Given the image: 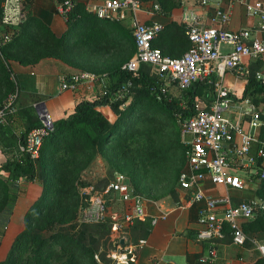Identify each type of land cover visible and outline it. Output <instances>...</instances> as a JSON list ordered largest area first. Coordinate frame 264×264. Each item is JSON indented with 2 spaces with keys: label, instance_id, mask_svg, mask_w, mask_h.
Listing matches in <instances>:
<instances>
[{
  "label": "trees",
  "instance_id": "1",
  "mask_svg": "<svg viewBox=\"0 0 264 264\" xmlns=\"http://www.w3.org/2000/svg\"><path fill=\"white\" fill-rule=\"evenodd\" d=\"M3 1L0 0V21ZM161 4V12L174 6L173 2L168 4L166 0H162ZM63 18L66 29L59 36L29 11L17 25L8 26L13 31L12 36L2 47L0 55V82L7 92L13 91L15 74L21 69L32 70L38 66L41 69L51 65V59L74 65L70 56L75 48L85 52L100 50L108 54L121 50L128 53L103 75L106 95H99L91 101L80 100L73 113L53 121V130L43 138L36 159L19 149L25 143L27 133L40 125L32 107L18 109L10 125L0 126V150L6 157L0 164L1 232L7 227L20 194L19 181H37L41 187L40 195L24 214L23 229L14 237L0 264H112L108 253L116 248L115 241L119 242L125 236L128 240L121 245H136L139 240L146 239L152 229V219L146 216L136 218L123 228L116 224L122 220L123 211L116 218L107 213L102 222L75 220L77 206L81 202L79 188L87 185L80 182L77 173H74L76 161L80 156L84 160L81 169L94 154L104 156L110 151L111 160L127 162L125 156L131 151L129 141L138 132L139 123L151 121L157 114L165 115L176 123L178 115L181 118L193 115L197 102H204V108L208 109L214 96V81L207 79L186 88L177 86V93H171L167 88V93L158 100L160 83L151 65L142 63L136 72L121 68L135 52L131 28L124 27L115 18L98 17L77 3ZM155 38L157 43L153 44ZM155 38L152 46L171 57L180 56L171 54L172 50H187L190 45L185 24L177 21L170 22ZM128 81L129 88L117 93ZM231 98L236 101L250 99L260 113L262 123L257 131V140L251 147V153L255 154L264 143V113L258 109L264 104V81L256 78L255 67L249 70L241 97L231 95ZM104 105L109 106L113 119H109L100 109ZM17 116L21 119L19 122ZM84 157H87L86 160ZM263 160L257 159V165L261 166ZM179 172L176 171L173 185L168 191V196L177 203ZM102 182L104 185L108 183L107 180ZM132 186L138 191L136 183ZM257 195L264 197V178L260 180ZM89 198V195H83L84 205H88ZM263 230L264 211L243 226L246 237L248 232ZM225 235L231 236L228 229ZM139 251V247L133 249L128 255L127 264H135Z\"/></svg>",
  "mask_w": 264,
  "mask_h": 264
},
{
  "label": "built area",
  "instance_id": "2",
  "mask_svg": "<svg viewBox=\"0 0 264 264\" xmlns=\"http://www.w3.org/2000/svg\"><path fill=\"white\" fill-rule=\"evenodd\" d=\"M198 6H206L216 0H192ZM245 6L247 12L259 18V28L264 31V2L250 3L247 0H232ZM75 2L64 0L60 3L57 12L63 17L72 9ZM141 9V0H103L101 4L89 11L98 17L115 18V15L129 11L131 29L135 42V53L124 62L122 69L136 72L142 63L152 66L155 76L160 83V92L157 99L168 91V84L173 83L180 88L189 87L197 81L209 79L213 74L222 75L226 70H235L246 76L249 68L246 59H257L264 56V38H252L251 30L240 29L231 31L224 28L229 22L226 10L216 7L210 17L213 23L208 25L200 15H189L185 19V34L190 43L188 49L178 57H171L153 47L151 42L162 29L160 23L140 22L134 15ZM160 10L158 4L153 5V11ZM10 40V36L0 33V55L2 47ZM228 49H226V48ZM103 76L93 71H78L70 76L61 77V89L75 90L84 86L87 90L93 89L95 83ZM258 80L264 81V74L256 73ZM130 81L123 84L117 93L126 91ZM18 87L15 86L0 103V126L10 125L17 113ZM100 95H106L102 86ZM99 96V95H98ZM231 103L229 90L221 83H214V96L208 109L202 102L195 105L196 112L181 118L178 115V124L186 146V168L179 172L178 187L190 192L191 202H202L197 209V225L195 239L206 243L207 253L203 260L213 264L217 258V241L225 237L226 229L230 231L232 243L244 245L247 237L242 230L241 221L252 220L264 211V200L247 199L234 203L228 195L214 197L207 195L200 188L205 179L214 184L222 183L231 187H241L242 179L228 170L239 166H258L257 159H264V143L251 153V147L257 140V131L262 121L259 111L254 108L247 112L250 116L249 129L243 130L240 120L229 119L225 111ZM40 125L31 129L25 143L19 146L21 151L27 152L32 159L38 157L43 138L53 130V119L46 109L39 110ZM238 135L240 140L233 148V138ZM257 176L264 178V167L259 166ZM84 194L90 196L88 205L83 210L84 222H102L107 217L105 199L95 192L94 185L84 188ZM117 194L116 198L125 206L122 220L117 226L123 228L132 224L136 218L146 214L144 198L135 191L121 174L117 173L106 184L103 194ZM155 221L153 220L152 223ZM121 238H125L122 236ZM125 240V239H124ZM125 243V242H124ZM145 244V239L135 244H118L108 253L112 264H127L128 255L135 247ZM257 248L264 254V244L256 243Z\"/></svg>",
  "mask_w": 264,
  "mask_h": 264
},
{
  "label": "crops",
  "instance_id": "3",
  "mask_svg": "<svg viewBox=\"0 0 264 264\" xmlns=\"http://www.w3.org/2000/svg\"><path fill=\"white\" fill-rule=\"evenodd\" d=\"M75 4H82L88 11L103 0H73ZM162 0H141V9L135 13V17L147 24L156 22L162 25L163 30L170 22L177 21L185 24L187 16L200 15L206 24H213L210 21L213 11L216 7L226 10L229 14V22L224 28L231 31L240 29L251 30L252 38L263 39L264 31L259 28V18L247 12L245 6L232 0H216L206 6H198L192 0H166L168 4L174 3V6L164 12L153 11V5L161 6ZM250 3L264 0H247ZM62 0H4L1 4L2 19L0 28L15 26L21 22L26 12L41 20L49 26L53 33L59 36L65 29V21L57 9ZM131 13L125 11L115 15V20L119 21L124 27L131 28ZM160 30V31H161ZM157 43V38L154 43ZM160 44V43H158ZM188 45V42H187ZM226 48V47H225ZM228 49V48H226ZM186 48H176L171 51L174 56L181 55ZM134 54V53H133ZM133 56V55H132ZM131 56V57H132ZM130 59V58H129ZM51 65L37 69H21V72L15 74V82L18 87L17 110L25 107H32L38 117L39 110L46 109L51 115L53 121L60 118H66L73 113L75 105L80 100L91 101L100 95L102 86L104 87V78H99L93 89L87 90L84 86H79L75 90L61 89V77L70 76L75 73L72 68L64 63L50 60ZM246 63L250 70L255 67L256 73L264 74V56L257 59H246ZM85 71V70H83ZM87 71V70H86ZM78 72V71H77ZM212 77V78H211ZM209 79L214 83H221L229 93L236 98H240L246 85L247 75L242 76L235 70L226 69L222 75L213 74ZM3 95L1 96V98ZM204 104V102H202ZM255 109L250 99L234 100L231 98L229 108L225 111V115L232 120H240L243 130L249 129L250 116L247 112ZM102 112L109 118L113 119V114L108 105L100 108ZM264 113V104L258 108ZM258 111V110H257ZM19 116V115H18ZM17 116V120H21ZM18 127H21L18 125ZM240 138L235 135L231 145L236 146ZM233 147V148H234ZM1 151V150H0ZM1 162L5 160V156L1 151ZM0 162V164H1ZM258 166H239L232 167L228 171L231 174L238 175L243 184L241 187H231L222 183L214 184L209 179H205L200 188L205 194L214 197L228 195L234 203L247 199H262L258 196L257 191L260 187V178L257 176ZM264 167V160L261 164ZM186 168V167H185ZM231 171V172H230ZM22 184V185H21ZM29 184L28 192L23 191L17 197L13 212L8 225L12 224L11 220L21 201H26L23 207L22 223H16V229L19 230L15 236L23 229V217L28 207L38 198L41 187L37 181L29 182L20 180L19 185ZM178 195L177 203L171 197L167 196L161 200H151L146 198L145 208L146 217L155 222L152 223V229L145 239V244L140 247L139 254L135 260V264H209L203 260L207 253V244L199 242L195 239L197 225V209L203 205L202 202H191L190 192L176 190ZM24 195V196H23ZM106 195V194H104ZM118 197L117 194H112ZM119 201V200H118ZM107 202V201H106ZM124 206L122 202L119 201ZM124 212V211H123ZM253 220V219H252ZM243 220L240 222L242 230L243 226L252 221ZM7 225V226H8ZM5 231V230H4ZM248 237L242 246L232 243L230 235H225L222 240L217 241L216 249L218 258L213 264H253L262 261L264 264V254L257 248L256 243L264 244V230L257 232H248ZM6 233H3V238ZM14 236V237H15ZM11 241L7 244L5 250H1V258L3 260L10 247ZM125 242L128 240L124 238ZM131 244V243H129Z\"/></svg>",
  "mask_w": 264,
  "mask_h": 264
},
{
  "label": "rangeland",
  "instance_id": "4",
  "mask_svg": "<svg viewBox=\"0 0 264 264\" xmlns=\"http://www.w3.org/2000/svg\"><path fill=\"white\" fill-rule=\"evenodd\" d=\"M12 30L7 27L0 28L1 34L12 36ZM70 59L74 61V65H68L74 72L91 70L100 76H103L109 67H112L118 60L128 51L115 50L111 53H103V51L87 52L80 51L78 48L73 49ZM135 53V52H134ZM126 62V61H124ZM2 74H0L1 80ZM103 78V77H102ZM11 79H13L11 77ZM13 90L16 86L14 82ZM168 89L171 93H177L179 89L173 83L168 84ZM12 91V90H11ZM0 82V103L11 92ZM3 97L1 98V96ZM138 132L129 141L130 152H127L125 161H117L110 159V151L106 154H94L90 160L83 166L84 160L81 156L76 161L74 173H77V179L80 182L87 183V185L79 188L80 203L77 206L76 219L78 222L82 220L84 205L83 191L88 185H95V192L102 195L105 199L106 211L111 216L116 218L125 207L119 203L116 196L103 194L104 183L102 180L111 181L114 176L119 173L122 175L124 181L130 186L135 183L138 185V192L144 198L161 200L168 196V191L173 185L174 175L176 171H181L186 166V146L183 142L180 125L174 122L169 117L161 114L154 116L153 120L148 122H141L137 126ZM1 154V151H0ZM87 157H84L86 160ZM1 162V155H0ZM133 162V163H132ZM132 163V164H131ZM79 164V165H78ZM121 168V170L118 169ZM72 168V166H71ZM77 168V170H75ZM131 169V170H130ZM229 172V171H228ZM231 172V171H230ZM108 184V183H107ZM19 185V184H18ZM22 185V184H21ZM20 185V193L28 192L29 184ZM133 187V186H132ZM134 188V187H133ZM24 196V195H23ZM82 199V200H81ZM107 201V202H106ZM26 201H21L16 210L12 224L5 228V231H0V258L1 250L7 248V244L15 234L19 231L16 229V223H22L23 207ZM3 233H6L3 238ZM3 240L5 241L3 243ZM9 249V247H8Z\"/></svg>",
  "mask_w": 264,
  "mask_h": 264
},
{
  "label": "water",
  "instance_id": "5",
  "mask_svg": "<svg viewBox=\"0 0 264 264\" xmlns=\"http://www.w3.org/2000/svg\"><path fill=\"white\" fill-rule=\"evenodd\" d=\"M231 147H234V145H231ZM124 242H125L124 239L121 238V239L119 240V242H118V241H115V242H114V245L117 246L118 243H119V244H124Z\"/></svg>",
  "mask_w": 264,
  "mask_h": 264
}]
</instances>
